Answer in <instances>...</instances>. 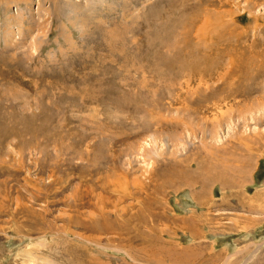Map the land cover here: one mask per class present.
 I'll use <instances>...</instances> for the list:
<instances>
[{"label": "rangeland", "instance_id": "rangeland-1", "mask_svg": "<svg viewBox=\"0 0 264 264\" xmlns=\"http://www.w3.org/2000/svg\"><path fill=\"white\" fill-rule=\"evenodd\" d=\"M264 0H0V264H264Z\"/></svg>", "mask_w": 264, "mask_h": 264}, {"label": "crops", "instance_id": "crops-1", "mask_svg": "<svg viewBox=\"0 0 264 264\" xmlns=\"http://www.w3.org/2000/svg\"><path fill=\"white\" fill-rule=\"evenodd\" d=\"M259 186L260 187L256 189V193L262 194L264 190V182H261Z\"/></svg>", "mask_w": 264, "mask_h": 264}]
</instances>
